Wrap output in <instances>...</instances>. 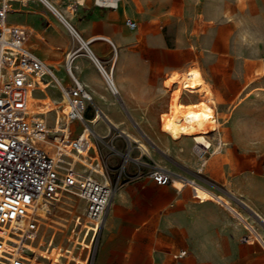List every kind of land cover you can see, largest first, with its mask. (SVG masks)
Instances as JSON below:
<instances>
[{
  "label": "rangeland",
  "instance_id": "obj_1",
  "mask_svg": "<svg viewBox=\"0 0 264 264\" xmlns=\"http://www.w3.org/2000/svg\"><path fill=\"white\" fill-rule=\"evenodd\" d=\"M55 1L62 12H65V14L67 12L68 18L71 19L72 16L81 17L78 8L80 5L76 0ZM143 1L125 0L127 6H130V2L134 3L137 14L149 12L147 16L139 20L141 35L153 32L166 37L167 45L163 48L155 47L153 50V67L163 69L169 63L170 68L164 76L163 83L167 104L156 112L155 124L117 126L114 124L108 125L105 120L101 119L96 125V131L103 135L99 137L98 142L107 168L106 172L114 185V193L107 208V220L101 227L105 229L110 224L112 213L120 212L119 209L123 206L121 202L134 196L137 191L128 189L127 192H123L126 183L130 180V177L126 175V172H129L128 170L133 171L140 167L151 179V171L158 165L170 170L172 181L159 186L169 189L172 196L174 191L178 189L174 186L175 178L184 176L195 178L194 170L200 169L201 162L194 152V141L191 138L174 139L165 133L161 127L162 114L168 111L170 107L172 93L170 81L176 73L180 72L189 63L198 62L206 69L207 75H205V78L213 83L212 88L218 96L219 104V113L211 112V115L213 117L217 116L216 118L222 122L228 119L226 123L220 126L221 135L223 139L233 143V145L222 147L210 156L207 165L201 169L203 174L206 176L212 168H217L223 162L230 161L229 152L231 150L241 151L236 153L235 160L242 161L244 165H249L251 169L257 167L256 169L264 171V89H255L260 85L264 87V0H197V2L174 0L172 3H161L159 0H152L148 4ZM70 5L73 6L69 7ZM73 7H76V9L72 10ZM47 9V17L51 19L52 23L48 22L38 12L39 7L29 8L31 13L39 16L43 24L59 26L69 41V45L65 50L75 51L73 55L75 59L81 58L86 62H91L97 74L102 78L104 90L112 93L114 102L123 108L121 110L122 114L130 116V111L126 108V103L122 100L121 95L112 91L89 51L84 47L78 49L81 40L69 31L55 13L49 8ZM27 17V14L23 11L14 12L10 15V18L14 20H24ZM29 17L33 18L34 16L30 15ZM82 38L84 37L82 36ZM89 48L95 54L90 42ZM166 52L169 53L168 57ZM113 57L114 54L113 56L111 54L104 58H98L109 69L113 66ZM118 67L119 63L115 65V69ZM83 69L89 74L87 68ZM75 71L78 72V70ZM57 73L64 75V68L58 69ZM49 89L58 96L55 85L50 84ZM219 92L222 93L224 98L221 97ZM186 99L189 102L188 98ZM98 108L94 100L91 101L87 110V117L92 119ZM208 110L214 111L209 108ZM50 123H53V112L50 113ZM127 127L132 130L138 140H132L120 131L121 128ZM211 134L214 135V132ZM163 136L170 141H174L175 146L168 147L162 141ZM217 140L218 137L215 134L212 148ZM187 142L190 143V150L187 155H183V147ZM140 143L146 145L150 153L141 155ZM112 144L120 151L112 148ZM121 151L124 153L128 151L131 157L125 158ZM132 157H137L139 160ZM261 176H264V174ZM196 180L199 181L198 178ZM202 181L203 185L213 188L209 186L207 180L203 179ZM183 187L192 189L194 193V189L189 183ZM141 191L147 197L154 196V187H147ZM220 198L227 204L231 203L230 199L224 195H221ZM62 200L65 202L60 203V207L54 213L58 216H66L68 226L64 227V231H61L55 228H46L44 223L41 222L39 235L35 237L32 244L37 245L40 235L44 231L46 235L41 247L47 245L52 232H56L55 243H60L63 250L68 247L71 248L72 244L76 242V234L71 232V228L75 216L78 214L84 215L85 201L76 194H66V197ZM172 200L173 197H171ZM260 206V208H264V201L260 202ZM170 207L172 212L175 206L171 205ZM243 207L241 209H243L244 215L256 225L259 231L264 232L262 218L260 219L258 216V220L254 218L256 212L250 206L244 205ZM68 209L70 210L68 211ZM255 209L264 218V212L257 207ZM152 226L155 231L160 229L159 224L153 223ZM118 228L129 227L120 224ZM79 239H81V236ZM98 239L99 235L91 250H88L87 247L81 248L80 244L76 243L72 253L81 258H86L83 264H97ZM253 240L259 245L260 249L246 250L241 246L229 244L220 247L221 251L212 252L208 250L209 246H194L191 244V238L187 235L184 236L178 231L175 222H171L170 242L169 244L165 243L163 248L161 246L155 247L153 264H264V249L257 239L254 238ZM181 247L188 249V255L181 259L174 258L173 252ZM27 254H30V251ZM65 260L66 257H63V261ZM73 262L71 260L69 263L73 264Z\"/></svg>",
  "mask_w": 264,
  "mask_h": 264
},
{
  "label": "crops",
  "instance_id": "obj_2",
  "mask_svg": "<svg viewBox=\"0 0 264 264\" xmlns=\"http://www.w3.org/2000/svg\"><path fill=\"white\" fill-rule=\"evenodd\" d=\"M151 1L144 0L143 2L148 4ZM159 1L161 3H172L174 0ZM190 1L197 2V0ZM48 2H52L51 4L58 8L65 21L48 4L32 1L27 5L15 2L14 10L9 13V21L23 24L27 27L29 32L27 46L52 67L56 76L63 83L71 81L66 69L68 54L71 51L65 50L69 45V41L58 25L43 24L39 16L31 13L29 8L39 7L38 12L48 22L52 23L51 19L47 17V8H49L67 28V23H69L75 29L77 28L78 30H76L85 39H90L89 42L98 57L104 58L114 54L113 66L109 69H111L115 87L106 80L107 78L100 71L112 91H116L115 93L121 95L122 100L126 103V108L130 111V116H124L121 112L123 108L114 102L112 93L104 90L102 78L97 74L90 61L86 62L81 58L75 59L74 57L70 60L74 73L87 85L91 92V101L94 100L99 107L93 117L96 120L100 112L101 117L96 122L93 118L89 119L87 117V112L86 118L93 129L94 144L107 171L98 142L99 137L103 135L96 131V125L101 119L105 120L108 125L114 124L117 126L156 123V112L167 104L163 83L164 76L170 67L169 63H167L163 69L154 68L153 50L155 47H165L167 45L166 37L153 32L145 35L140 34L139 20L147 16L149 12L137 14L133 2H130V6H127L125 0H123V2L119 3L118 8L110 9L95 5L93 0H76L78 5H80L78 8L81 17L72 16L71 19L67 17V12L65 14V12L60 10L55 0H48ZM72 6L70 5L69 7ZM75 9L76 7H73L72 10ZM20 11L25 12L28 17L24 20L10 18L12 13ZM30 15L34 17L30 18ZM127 15L133 16L138 21V28L132 30L126 26L125 17ZM205 43L210 44L212 42ZM92 54L99 62H102L93 52ZM166 56H169L168 52H166ZM118 63L119 67L115 69V65ZM97 66L99 67L98 64ZM61 68H64V75L57 73V70ZM82 68H87L89 74ZM75 70H78V72ZM46 79L51 80L50 76H47ZM50 84L55 85L58 96L51 92L49 89ZM32 94L37 100L35 106L38 111L41 110L40 112H42L43 110L50 114L54 107L58 108L57 101L60 99L61 93L60 88L55 83L45 84L43 82L42 89ZM219 94L224 98L221 92ZM73 126L76 129L75 133H77L80 129V124L75 122ZM120 131L124 132L128 137L134 136L137 138L128 127L121 128ZM162 139L168 147L175 146L174 141H170L164 136ZM139 147L141 155L150 153L148 147L143 145V143H140ZM112 148L120 151L114 144H112ZM189 150L190 143L187 142L183 147L182 154L187 155ZM237 152L241 151L231 150L229 152L231 160L223 162L217 168H212L211 170L208 168L210 171L206 176L201 169L207 164L200 166L199 170H194L195 178H198L200 182L196 180V184L191 186L201 200L196 198L193 190L187 187L175 190L171 196L169 189L160 187V184L152 180L153 178L151 179L140 167L133 171L128 170L129 172H126V175L130 177V180L126 183L123 192H127L128 189L137 191L134 196L121 202L123 206L119 209L120 212L112 213L108 228H101L98 239L97 264H153L155 247L161 246L163 248L165 243L169 244L170 242L171 222H175L178 231L184 236L187 235L191 238V244L194 246H209L208 250L212 252L221 251L220 247L229 244L241 246L246 250L260 249L253 239L242 240V236L248 232L245 226L246 223L252 226L250 231L251 238L261 235L264 239V232L259 231L256 225L244 215L241 208H244V205L250 206L256 212L254 218L257 219L258 216L264 221V218L255 209L257 207L264 212V208H260V202L264 201V176H261L264 171L256 169L257 167H252L251 169L249 165H244L242 161L235 160L234 157L237 156ZM121 153L124 154L125 158L131 157L128 151L125 153L121 151ZM132 158L139 160L137 157ZM202 178L207 180L209 186L214 189L203 185L201 183L203 182ZM147 187H154V196L147 197L141 191ZM221 195L228 197L231 203L223 202L220 198ZM171 197H173L172 201ZM171 205L175 206L172 212ZM47 216L48 214H45L42 217V222L46 228L64 231V227L68 226L66 216L49 215V218ZM106 220L107 215L103 223ZM153 223L159 224L160 229L155 231L152 226ZM120 224L129 228L120 229L118 228ZM44 232L38 240L40 243H37V245L29 244L30 254H27L28 259H32L36 264H70L71 260L74 261L73 264H83L85 262L86 258H81L72 253L75 248L74 243L71 248L68 247L69 250H63L60 247V243H55L56 232H52L47 245L41 247L46 235ZM76 243H82L84 247L91 246L92 248L90 240L87 241V239L78 238ZM258 243L260 244L259 241ZM63 257H66L65 261H63ZM47 259L48 261H46Z\"/></svg>",
  "mask_w": 264,
  "mask_h": 264
},
{
  "label": "built area",
  "instance_id": "obj_3",
  "mask_svg": "<svg viewBox=\"0 0 264 264\" xmlns=\"http://www.w3.org/2000/svg\"><path fill=\"white\" fill-rule=\"evenodd\" d=\"M30 1L44 4V0H0V264H29L26 254L39 235L43 217L40 209L44 207L45 214L55 215L56 204L66 194H76L85 201L84 215H76L71 228L75 241L80 236L82 240L89 238L93 246L114 193L86 118L92 94L70 62L75 52H69L66 64L71 81L63 83L27 46V27L9 21L15 2L27 5ZM121 2L94 0L95 5L110 9L118 8ZM125 24L132 30L138 28V21L131 15L125 17ZM43 82L60 88L58 108L52 109L53 123L50 114L33 111L29 104L32 93L42 89ZM75 122L80 124L77 133ZM221 139L216 147L205 144L195 149L201 166L216 151L232 144ZM151 176L160 185L172 181L171 171L160 166L151 171ZM245 226L248 232L242 240L254 239L250 236L252 226ZM255 239L264 249L262 236ZM80 246L84 248L82 243ZM87 248L91 250V246ZM187 255L186 248L173 252L176 259Z\"/></svg>",
  "mask_w": 264,
  "mask_h": 264
},
{
  "label": "bare ground",
  "instance_id": "obj_4",
  "mask_svg": "<svg viewBox=\"0 0 264 264\" xmlns=\"http://www.w3.org/2000/svg\"><path fill=\"white\" fill-rule=\"evenodd\" d=\"M44 3L48 4L49 7L52 8L60 16V18L65 21L58 8H56L55 5L51 4L52 2L50 3L48 2V0H44ZM67 25L71 33L81 40V45L78 47V49L84 47L89 51L91 57L94 59V61L97 62L100 70L103 72V75H105V77L107 78L106 80H108L109 83L111 85L113 84L114 86L111 69H108L103 62H99L98 59H96L90 51V39L82 38L79 32L71 24L67 23ZM37 35L39 36V34ZM205 75H207L206 69L198 62L189 63L180 72L176 73L170 81V88L172 90V93L170 98L169 110L164 112L161 117L162 130L174 139L191 138L195 144L194 150L201 145H212L215 134L218 138H222L220 126L228 121L227 119L222 122L221 120L216 118L217 116L213 117L211 115V112H214L216 114L219 113V104L215 91L212 88V82L209 79L205 78ZM259 88L264 89L263 86L255 87V89ZM186 98H188L189 102ZM29 104L33 111H38V108H36L35 106L37 104V100L33 96V94L31 95ZM208 108L214 111H209ZM42 112L44 111L42 110ZM100 117L101 114L99 112L96 120L94 118L93 119L96 122ZM213 132L214 135L211 134ZM130 137H132V140H138L134 136ZM221 140L223 141V139ZM214 146L216 147L217 143H215ZM191 179L194 178L187 176L177 177L174 179V186L178 189H181L187 183H189L190 185H195L196 180L192 181ZM62 202L63 200L59 203ZM59 203L56 204L58 208L60 207ZM44 211V207L40 209V213L42 216H45ZM106 213L107 211L105 212V216ZM48 216L47 218H49ZM40 222H42V218H40ZM28 260L29 264H36L32 259Z\"/></svg>",
  "mask_w": 264,
  "mask_h": 264
}]
</instances>
